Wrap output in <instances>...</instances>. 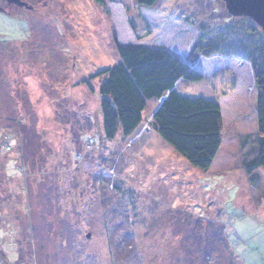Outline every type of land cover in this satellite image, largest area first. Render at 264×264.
Wrapping results in <instances>:
<instances>
[{
    "label": "rangeland",
    "instance_id": "374dc122",
    "mask_svg": "<svg viewBox=\"0 0 264 264\" xmlns=\"http://www.w3.org/2000/svg\"><path fill=\"white\" fill-rule=\"evenodd\" d=\"M0 0V264H264V192L238 160L257 153L254 77L264 33L222 0H121L137 34L202 28L201 82L189 98L220 101L237 83L249 105L224 130L222 162L192 166L151 125L148 102L131 137L105 138L99 72L120 62L111 18L93 0ZM144 9H148L144 12ZM159 25H161L159 27ZM264 175V168L262 169Z\"/></svg>",
    "mask_w": 264,
    "mask_h": 264
},
{
    "label": "trees",
    "instance_id": "16d2710c",
    "mask_svg": "<svg viewBox=\"0 0 264 264\" xmlns=\"http://www.w3.org/2000/svg\"><path fill=\"white\" fill-rule=\"evenodd\" d=\"M93 1L111 18L120 58L117 65L93 77L101 80L105 138L112 141L119 133L131 137L143 124L148 102L156 100L159 104L151 120L153 130L192 166L210 172L221 158L226 126L240 115L239 108L249 105V96L240 83L234 93L224 95L219 102L185 97L178 92V85L203 81L204 74L196 65L199 58L224 55L223 50L215 45L204 46L208 34L202 28L168 14L156 13L161 16L163 28L167 25L164 22L175 23L170 34H154L156 25L147 19L150 32L139 36L121 0ZM135 1L142 8H153L158 2ZM245 61L250 63L254 77L250 98L256 112L257 153L252 160H238L233 167L245 172L251 192L259 201L264 192V46L258 57Z\"/></svg>",
    "mask_w": 264,
    "mask_h": 264
},
{
    "label": "water",
    "instance_id": "95a60500",
    "mask_svg": "<svg viewBox=\"0 0 264 264\" xmlns=\"http://www.w3.org/2000/svg\"><path fill=\"white\" fill-rule=\"evenodd\" d=\"M9 4L31 9L21 0H7ZM228 14L233 18L251 19L264 33V0H222Z\"/></svg>",
    "mask_w": 264,
    "mask_h": 264
},
{
    "label": "crops",
    "instance_id": "0c3cea01",
    "mask_svg": "<svg viewBox=\"0 0 264 264\" xmlns=\"http://www.w3.org/2000/svg\"><path fill=\"white\" fill-rule=\"evenodd\" d=\"M222 151H223V150H222ZM220 157H221L220 160L217 161L216 164H218L219 162H222V153H221Z\"/></svg>",
    "mask_w": 264,
    "mask_h": 264
},
{
    "label": "flooded vegetation",
    "instance_id": "af4514ba",
    "mask_svg": "<svg viewBox=\"0 0 264 264\" xmlns=\"http://www.w3.org/2000/svg\"><path fill=\"white\" fill-rule=\"evenodd\" d=\"M22 1V0H21ZM23 2V1H22Z\"/></svg>",
    "mask_w": 264,
    "mask_h": 264
}]
</instances>
